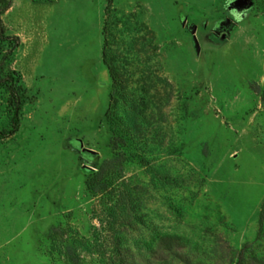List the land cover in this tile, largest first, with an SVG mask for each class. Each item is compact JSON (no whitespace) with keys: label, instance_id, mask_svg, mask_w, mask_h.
Segmentation results:
<instances>
[{"label":"rangeland","instance_id":"374dc122","mask_svg":"<svg viewBox=\"0 0 264 264\" xmlns=\"http://www.w3.org/2000/svg\"><path fill=\"white\" fill-rule=\"evenodd\" d=\"M226 4L12 0L0 264H264V0Z\"/></svg>","mask_w":264,"mask_h":264},{"label":"trees","instance_id":"16d2710c","mask_svg":"<svg viewBox=\"0 0 264 264\" xmlns=\"http://www.w3.org/2000/svg\"><path fill=\"white\" fill-rule=\"evenodd\" d=\"M0 3L2 6V8L0 9V41H7V40H9V38L6 36V28L2 22L1 16L8 9H10V7L12 5V0H0ZM12 39L14 41H16L17 43L19 42L18 38H12ZM104 58H105V63L109 68V72H110V76H111V79L113 81V84L117 88L124 87L123 80H122L123 78H122L121 74H119V72L114 68V66H112L113 60L109 59L107 52L104 53ZM0 84H1V86H5L7 88V90L9 91L10 96L8 99V106L13 111V122H14L15 127L17 128V126L19 125V121H20V112L28 100V98L26 96V90L21 85V78H20L19 74L15 73V72L9 74L8 78H6L5 80H0ZM117 103H118V101L115 99L114 104H113L114 109L116 108ZM114 109H113V111L112 110H109V111L110 112L112 111L111 113H113ZM111 120H113V119H111ZM131 127H132V129H131ZM134 128L138 129L136 122H135V124H132L130 126V129L132 131ZM130 129L128 130V132H123V133L124 134L125 133H131ZM1 135L2 134L0 133V136ZM126 136L130 139V136H128V134H126ZM134 138H131L130 142H132L131 140H134ZM136 139H138L137 136H136ZM164 242L168 245L170 250L174 249V247H177L180 245V240L178 238H174V237H166V238H164ZM243 259H244V252L242 253V256H241L238 264H243L244 263Z\"/></svg>","mask_w":264,"mask_h":264},{"label":"clouds","instance_id":"9594fccd","mask_svg":"<svg viewBox=\"0 0 264 264\" xmlns=\"http://www.w3.org/2000/svg\"><path fill=\"white\" fill-rule=\"evenodd\" d=\"M235 0H227V4H226V9H229L230 5L232 3H234ZM246 11L245 12H239V11H236V10H231L229 11V16L232 17L234 19V21L240 23L242 22L243 20V17L246 15ZM217 27H219V25H217Z\"/></svg>","mask_w":264,"mask_h":264}]
</instances>
